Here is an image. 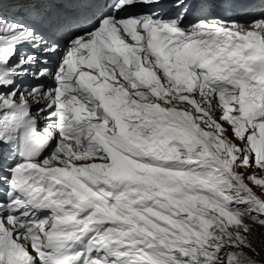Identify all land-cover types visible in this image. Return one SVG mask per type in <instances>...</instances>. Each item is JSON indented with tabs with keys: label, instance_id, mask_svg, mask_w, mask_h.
Here are the masks:
<instances>
[{
	"label": "snow or ice",
	"instance_id": "snow-or-ice-1",
	"mask_svg": "<svg viewBox=\"0 0 264 264\" xmlns=\"http://www.w3.org/2000/svg\"><path fill=\"white\" fill-rule=\"evenodd\" d=\"M254 169L264 0H0V264H264Z\"/></svg>",
	"mask_w": 264,
	"mask_h": 264
},
{
	"label": "trees",
	"instance_id": "trees-1",
	"mask_svg": "<svg viewBox=\"0 0 264 264\" xmlns=\"http://www.w3.org/2000/svg\"><path fill=\"white\" fill-rule=\"evenodd\" d=\"M250 239L258 249L262 250V254H264V229H257Z\"/></svg>",
	"mask_w": 264,
	"mask_h": 264
},
{
	"label": "rangeland",
	"instance_id": "rangeland-1",
	"mask_svg": "<svg viewBox=\"0 0 264 264\" xmlns=\"http://www.w3.org/2000/svg\"><path fill=\"white\" fill-rule=\"evenodd\" d=\"M241 171L243 170L241 169ZM253 171L255 172L257 176L264 175V173H262L259 169H254ZM253 190L258 192V189H256L255 187L253 188Z\"/></svg>",
	"mask_w": 264,
	"mask_h": 264
}]
</instances>
